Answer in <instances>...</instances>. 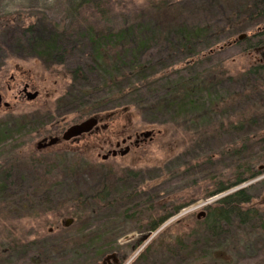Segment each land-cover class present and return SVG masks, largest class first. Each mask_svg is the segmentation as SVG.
Segmentation results:
<instances>
[{
  "label": "rangeland",
  "instance_id": "1",
  "mask_svg": "<svg viewBox=\"0 0 264 264\" xmlns=\"http://www.w3.org/2000/svg\"><path fill=\"white\" fill-rule=\"evenodd\" d=\"M79 1L0 0V123L9 130L0 136V264H101L107 255L110 264H264V77L247 72L250 65L264 63V15L253 10L250 18L248 0H101L111 20L97 25L102 33L105 27L116 32L142 23L147 36L165 34L178 22L179 5L193 7L191 14L211 30L205 39L210 46L191 47L194 54L149 43L150 60H166V68L150 78L192 65L187 71L208 78L213 102L201 100L177 119L161 106L102 111L90 116L110 114L97 124L104 128L37 149L58 125L60 137L66 127L89 117L54 109L70 82L67 69L80 54L46 69L40 60L19 55L4 23L15 21L17 13L31 17L30 12L68 22L73 17L68 9ZM239 2L246 4L238 13ZM184 14L188 20L190 13ZM246 38L256 45L244 49ZM26 86L38 92L35 99H26ZM36 116L35 127L25 124ZM145 131L151 134L140 136L124 155L101 158ZM245 167L263 171L208 196L235 181ZM240 188L250 196L243 208H253L259 219L240 224L231 216L229 225L221 223L218 238L205 236L198 212ZM77 197L83 198L73 201ZM179 205L149 233L152 219Z\"/></svg>",
  "mask_w": 264,
  "mask_h": 264
},
{
  "label": "trees",
  "instance_id": "2",
  "mask_svg": "<svg viewBox=\"0 0 264 264\" xmlns=\"http://www.w3.org/2000/svg\"><path fill=\"white\" fill-rule=\"evenodd\" d=\"M248 1L252 4V7L246 10L250 16L253 10L260 12L262 7L264 9V0ZM165 4L168 5V1L163 3ZM239 4L236 9L238 13L245 9L243 7L246 2ZM86 7L91 11L87 10L89 14L83 15L81 11ZM68 11L73 16L68 22L63 19L55 22L43 14L30 12L31 17L22 19L17 13L15 21L7 19L4 23L19 55L40 60L46 69L66 63L74 52L80 54L77 63L67 69L70 82L64 94L56 99L54 109L62 111L67 108L80 119L125 106L152 111H158L161 106L172 118L177 119L191 113V108L203 100V104L213 102L211 89L206 88L208 78H198L195 76L196 72L187 71L193 68L192 65L150 78L157 70L166 68V60L151 61L148 55L151 46L149 43H160L163 47L167 44L171 51L183 48L184 53L190 49L194 54L196 50L191 47L200 44L210 46L205 39L207 34L211 35V30L203 18L191 14L196 11L193 7H185L183 3L179 5V16L176 18L179 19L178 22H173V31L165 34L157 32L152 36H147V25L142 23L121 27L116 32L110 27H105L107 31L102 33L103 30L100 31L97 25L102 21L109 24L111 20L107 18L108 12L101 0H80L72 4ZM201 11L209 12L208 9ZM185 12L190 13L188 20L185 19ZM90 18L93 19L89 20ZM81 28L83 36H86L85 40L78 32ZM241 43L244 49L256 45V42L248 38ZM247 72L255 78L264 77V63L250 65ZM227 80L229 81V78ZM38 119L39 116L27 119L25 124L31 128L35 127V124L39 123ZM2 124L0 123V136L9 131L6 127L2 128ZM57 127L63 128L60 125ZM59 128H55L51 134L57 133ZM262 171L259 168L252 171L251 167H245L242 172H237L235 181L227 185L221 184L208 196L223 192ZM244 173L248 175L239 178ZM91 196L97 198L99 194L96 192ZM82 198L77 197L73 201L79 202ZM249 200L250 196L245 189L240 188L212 204L205 205V215L199 221L205 236L210 239L218 238L221 223L229 225L231 216L240 224H250L253 220H258V214L253 208H243ZM181 207L176 206L172 212L152 219L148 225L149 233L156 231L168 216ZM176 244L181 248L180 240H176Z\"/></svg>",
  "mask_w": 264,
  "mask_h": 264
},
{
  "label": "water",
  "instance_id": "3",
  "mask_svg": "<svg viewBox=\"0 0 264 264\" xmlns=\"http://www.w3.org/2000/svg\"><path fill=\"white\" fill-rule=\"evenodd\" d=\"M244 35H241L238 37V39H241ZM26 88V87H25ZM24 88V92L26 93V99L27 100H33L37 97L38 92L34 91V92H28L26 89ZM0 103H1V97H0ZM3 106H8L7 102L3 103ZM110 116V114H106L105 117H99V116H89L79 122L73 123L71 125H69L68 127L65 128V130L62 132L60 137H48V138H43L40 141H38L36 143V148L40 149L46 146H50L53 145L55 143H57L60 140L63 141H68L70 139H76L77 137L84 135L86 133H90L92 132L94 129L98 130L99 127L100 128H104L105 125L102 126H98L97 124L99 122L102 121L103 118H108ZM151 132L150 131H145L142 132L141 135L143 137H147L148 135H150ZM126 141V139H123L121 141V143H124ZM120 143H116V146L119 147ZM129 150V146L126 145L124 146V148H120V149H112L109 150L106 154L102 155L101 158L102 159H106L109 156H116V155H124L125 153H127V151ZM259 169H261V167H259ZM205 215V210H201L200 212H198L197 214V218L203 217ZM71 218H68L65 222L64 225H68L69 222L71 221ZM111 257V255H107L105 257V259H109Z\"/></svg>",
  "mask_w": 264,
  "mask_h": 264
},
{
  "label": "flooded vegetation",
  "instance_id": "4",
  "mask_svg": "<svg viewBox=\"0 0 264 264\" xmlns=\"http://www.w3.org/2000/svg\"><path fill=\"white\" fill-rule=\"evenodd\" d=\"M247 14L249 15L250 18H252V13H251V16H250L249 13H247ZM257 14L264 15V9H263V7L260 9V12L257 11L256 15H257ZM259 29H260V28H259ZM262 29L264 30V24L262 25ZM262 29H261V30H262ZM25 89L27 90V86H26ZM23 91H24V88H23ZM51 136H52V137H59V136H57V134L55 133V134H50L49 136H47V137H43V138H48V137H51ZM129 136H131V135H129ZM140 136L143 137L142 135H135V138H134V140H133L132 142L129 141L130 137H129V138H126V141H129V144H127V145L129 146V148H130V145H131L132 143H134L135 145H138V143L140 142ZM143 138H144V137H143ZM60 141H62V140H60ZM126 141H125V142H126ZM125 142H124V144H125ZM124 146H126V145H124ZM105 257H106V256H105ZM114 262H117V260L115 259ZM101 264H110V260L104 258Z\"/></svg>",
  "mask_w": 264,
  "mask_h": 264
}]
</instances>
